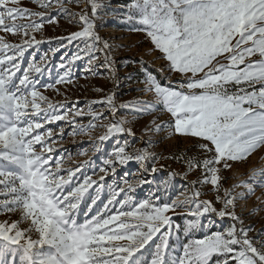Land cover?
<instances>
[{
    "label": "snow or ice",
    "instance_id": "6c2138e0",
    "mask_svg": "<svg viewBox=\"0 0 264 264\" xmlns=\"http://www.w3.org/2000/svg\"><path fill=\"white\" fill-rule=\"evenodd\" d=\"M39 7L51 11H33L21 6V0H0V214H19L16 220H0V264H264V229L253 235V225L236 212L237 201L264 183V169L223 188L222 194L227 177L220 175L222 170L231 171L233 162L245 161L264 148V0H129L122 22L144 34L169 75L158 79L141 61V91L151 93V99L118 104L116 94L109 92L88 102L87 110L76 107L78 100L72 107L54 102L40 89L59 95L57 86L72 83V66L80 60H87L88 75H99L98 69L114 74L112 45L97 31L102 0H88L80 13L71 12L63 0H40ZM58 15L78 17L75 22L81 27L57 37V42L63 46L64 41H78L84 46L68 64L59 66L65 71L54 84H42L39 77L47 70V57L24 67L25 53L46 42L36 34L45 24H58ZM98 53H103V61ZM91 105L105 108L95 111ZM158 108L170 119L159 124L153 119L154 130L168 128L169 135L192 140L198 150V156L171 158L183 160L189 171L200 169L202 178L173 199L168 194L175 191L172 172L162 181L164 193L158 189L138 201L136 189L150 185L147 177L161 170L153 163L158 154L147 146L129 151L124 137L135 138L129 126L132 117ZM119 110L129 116H120ZM85 117L88 124L77 123V118ZM57 122L72 125V134L105 129L89 141L97 152L99 144L119 137L99 168L101 175L83 173L90 159L66 167L68 161L55 156V137L65 134L63 128L54 133L49 126ZM130 163L139 166L143 178L134 182L125 178L123 187L106 184V177H114L118 167ZM208 184L216 195L201 199L196 186ZM238 187L245 191L236 192ZM105 189L107 200L101 197ZM178 208L188 209L183 215L191 217L183 227L185 237L205 227L201 218L206 215L231 223L188 239L174 256L169 213Z\"/></svg>",
    "mask_w": 264,
    "mask_h": 264
},
{
    "label": "rangeland",
    "instance_id": "374dc122",
    "mask_svg": "<svg viewBox=\"0 0 264 264\" xmlns=\"http://www.w3.org/2000/svg\"><path fill=\"white\" fill-rule=\"evenodd\" d=\"M40 0H21V6L28 7L33 11H51L39 7ZM64 6L74 13H80L87 8L88 0H63ZM129 0H102L104 7L99 11L97 23L99 25L97 31L101 37L112 45L110 53L114 61V74L104 69H98L99 75L91 76L87 74V60L76 61L72 66V83L58 85L60 94H56L52 89L45 91L43 88L40 90L44 92L52 101H60L67 103L72 107L73 102L79 101L76 105L78 108L88 109V102L99 100L105 93L114 92L116 94L117 103L129 101L134 98L151 99V93L141 91L144 88V76L141 71V61L148 71L156 75L158 79L161 76L167 78L168 72L165 66V61L160 58L158 51L153 50V45L147 40L143 33L130 30V26L126 22H122L124 11ZM90 11V9H88ZM58 24L48 25L42 33H37V39H43L46 42L41 43L38 47L28 49L25 53V60L23 66L27 67L29 62L33 60L40 64L41 57H47L45 62L46 71L39 77L42 84H54L60 75H63L65 69L60 68L62 64H68L78 50L84 45L78 41L71 43L64 41L61 46L56 38L67 36L70 32L77 31L81 25L78 22V17H70L69 15H58ZM70 20L72 22H70ZM0 35H3L0 32ZM10 42H18L19 37H6ZM59 48L58 52L53 53V49ZM98 60L103 61V53H98ZM163 69V71H161ZM131 74V79H129ZM174 79V76H173ZM100 88L103 92H97L95 89ZM95 111L104 110V105H91ZM120 116H129L126 110H119ZM111 119V116H109ZM155 119L156 123L167 122L170 119V114L162 108L154 110L151 114L143 116L132 117V127L135 138L125 136L130 144L129 151L136 148L147 146L150 151L158 154V159L153 163L156 164L161 170L154 175H149L147 178L152 181L150 185L138 187L135 192V198L139 201L147 198L151 192H156L158 189L164 193V186L162 181L169 179V174L174 172L175 176L171 177V185L175 191H169L168 194L174 199L180 192L186 188L191 187V182L196 181L201 177V170L193 168L188 170L187 164L181 159H172L171 157L183 156H198V150L193 147V141L177 135H169L170 129L163 128L161 131H155L152 126V121ZM89 117L80 120L77 118V123L88 124ZM54 133H59L63 128L65 134L61 138L59 135L55 137L56 153L62 159L68 161L65 166H75L84 160H91L92 163L85 166L84 174L92 175L95 171L96 175H101L99 168L103 166V161L109 158V154L113 151L117 138H110L109 140L99 144L100 151H95L96 145L89 142L95 141L96 138L103 134L105 129L96 128L91 130L90 135L82 133L72 134V125L68 122H57L56 124L49 125ZM147 128V130H146ZM151 143L146 144L145 142ZM86 152V155L80 153ZM54 156V158H55ZM258 168H253L255 166ZM261 167V168H260ZM256 169H264V148L258 149L253 152L245 161L233 162L232 170H222L220 175L227 177L222 181L223 188L239 184L241 181L249 180ZM240 172L238 173L237 171ZM129 174L127 177L125 174ZM66 174V173H65ZM241 177L239 178V175ZM144 173L140 170L136 163H130L127 166L117 168V173L113 177L109 175L106 177V184H116L121 187L124 186L123 180L129 179L134 182L136 179L143 178ZM83 179V175L80 177ZM257 181L262 178L257 175ZM251 182V181H249ZM198 190L201 191V199H213L216 195L212 190V186L197 185ZM255 193L248 196L247 199L237 201L236 212L244 219L246 224L253 225V235L261 229H264V183L254 185ZM236 192L245 191L244 188H235ZM108 191L101 194L103 200H107ZM259 197V200L257 199ZM216 207H220L217 203ZM256 209V211H253ZM87 210L86 208L84 209ZM186 208H178L175 213H169L172 216L173 234L170 237V245L175 251L172 255H179L182 251V244L186 243L188 239L201 238L203 235L212 231L223 230L231 221L228 218L220 219L215 214L206 215L201 218V222L205 225L204 228L195 232L192 236L185 237L183 227L187 219L191 217L183 215L187 212ZM19 218L18 213L14 214H0V220L9 219L16 220ZM80 219H83L81 213ZM179 226V231L176 230ZM264 235V233H261ZM178 238V239H177ZM259 240V237H256ZM154 248V246H153ZM146 255H148L146 253Z\"/></svg>",
    "mask_w": 264,
    "mask_h": 264
},
{
    "label": "bare ground",
    "instance_id": "6f19581e",
    "mask_svg": "<svg viewBox=\"0 0 264 264\" xmlns=\"http://www.w3.org/2000/svg\"><path fill=\"white\" fill-rule=\"evenodd\" d=\"M259 166L257 165V166H255V167H253V168H258ZM261 168V167H260ZM256 170H258V169H256ZM255 170V171H256ZM238 173L240 172V170L239 171H237ZM254 172V171H253ZM241 177V174L239 175V178Z\"/></svg>",
    "mask_w": 264,
    "mask_h": 264
}]
</instances>
